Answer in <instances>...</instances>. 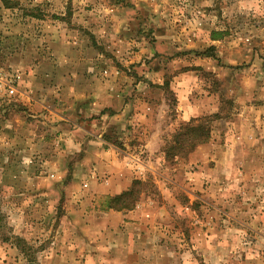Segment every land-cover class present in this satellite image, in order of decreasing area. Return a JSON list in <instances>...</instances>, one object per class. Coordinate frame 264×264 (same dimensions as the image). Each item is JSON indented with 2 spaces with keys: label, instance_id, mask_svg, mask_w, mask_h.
Segmentation results:
<instances>
[{
  "label": "rangeland",
  "instance_id": "1",
  "mask_svg": "<svg viewBox=\"0 0 264 264\" xmlns=\"http://www.w3.org/2000/svg\"><path fill=\"white\" fill-rule=\"evenodd\" d=\"M105 97L167 108L99 173L75 106ZM0 219V264H264V0H0Z\"/></svg>",
  "mask_w": 264,
  "mask_h": 264
},
{
  "label": "crops",
  "instance_id": "2",
  "mask_svg": "<svg viewBox=\"0 0 264 264\" xmlns=\"http://www.w3.org/2000/svg\"><path fill=\"white\" fill-rule=\"evenodd\" d=\"M176 82V79H175ZM150 86L146 85L144 87V91L149 89ZM90 90V89H87ZM149 91V90H148ZM92 92V91H89ZM119 92H121L119 90ZM147 92V90H146ZM123 93V92H122ZM181 94V93H180ZM88 97V96H87ZM115 100V99H114ZM111 97H105L103 100L97 101L93 103H86L82 106L83 100L81 104L75 106L78 108V114H80L84 118V116H90L88 119H84L86 122H81L80 125H84L85 130L79 127L84 135L87 136L86 140L88 141V145H93L94 147H87L84 153L88 156L94 155L95 158L90 161V165L93 170L101 173L104 171L113 172L114 169L122 168L119 160L115 158V153L118 155L119 150L112 145L104 142V137H117L118 140H124V142L130 140H134L136 137L134 136L135 132L140 135L139 140H143L144 144L140 147L144 150V152L152 155L157 152L156 141H159L162 137V131H152L154 123L159 122L160 119L164 120L160 114V110L162 108H167L164 106H157L152 100L138 102L135 105H132L131 101L122 100L121 102L115 100L112 102ZM161 104H164L161 103ZM178 112V117L183 120V117H187L190 115L192 118L198 116V107L195 104H191V102L183 96L180 95L178 99V105L175 109ZM84 115V116H83ZM92 117H95V120H91ZM188 119V118H187ZM190 119V118H189ZM165 123V122H162ZM146 127V130H145ZM133 145L132 143H124L122 146L126 149H134V147H130ZM140 148V149H141ZM94 189L92 192V199L94 195L96 197L100 196H109L113 194V189L109 187V183H101L96 184L91 187ZM110 190V191H109ZM102 220L103 218H116L120 216L123 220L125 216L122 215L121 212H101L99 213ZM104 224V223H103ZM122 224L128 225L126 222H122ZM107 225V224H106ZM106 225L100 230V237H105L110 234V231L106 229Z\"/></svg>",
  "mask_w": 264,
  "mask_h": 264
},
{
  "label": "trees",
  "instance_id": "3",
  "mask_svg": "<svg viewBox=\"0 0 264 264\" xmlns=\"http://www.w3.org/2000/svg\"><path fill=\"white\" fill-rule=\"evenodd\" d=\"M3 2V0H1ZM205 128H202L201 126H197V127H186L184 129V133L177 135L174 140V144L176 146V148L171 149L170 151L173 152L179 148H181V141H182V137H186V142H188L189 148L191 150L194 149V147H196L197 145H201L203 143H206V141L209 138V133L208 130L205 131ZM131 195V192H128L125 194V196H129ZM127 206V205H126ZM112 208L111 206H108V209ZM126 208V207H123ZM1 222V219H0ZM0 229H1V225H0Z\"/></svg>",
  "mask_w": 264,
  "mask_h": 264
}]
</instances>
